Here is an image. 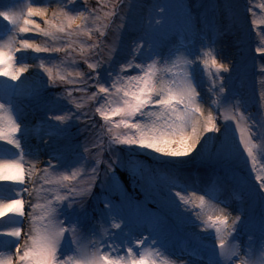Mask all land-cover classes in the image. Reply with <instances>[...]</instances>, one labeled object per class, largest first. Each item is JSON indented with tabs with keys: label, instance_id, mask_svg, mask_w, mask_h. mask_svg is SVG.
I'll list each match as a JSON object with an SVG mask.
<instances>
[{
	"label": "snow or ice",
	"instance_id": "6c2138e0",
	"mask_svg": "<svg viewBox=\"0 0 264 264\" xmlns=\"http://www.w3.org/2000/svg\"><path fill=\"white\" fill-rule=\"evenodd\" d=\"M53 4L57 7L49 19L47 9ZM122 4L125 0H98L99 6L91 8L88 0H43L44 6H28L26 12L0 10V18L7 22L11 33L7 44L0 45V77L15 82L27 70L23 66L15 67V52L21 49L48 54L36 57L41 61L39 67L46 73L48 83L77 86L65 89L69 100L74 99L72 92L75 90L94 102L91 115L87 112L78 114L71 109L64 114L51 115L49 119L58 122L53 134L67 138L77 121L91 119V124L85 123L83 131L91 134L92 143L86 142L83 151L95 148L98 150L96 156L109 154L106 180L100 183L101 191L107 193L103 200V219L86 227L93 217L84 197L91 195L96 187L99 164L103 161L88 165L86 187L72 183L78 175L84 174L83 168L61 170L51 163V158L40 170L34 187H23L26 180L32 181L37 176L35 162L39 160V154L25 147L19 116L15 115L18 109L14 97L22 91L20 85L5 82L0 90L3 96L0 144L10 147H5V155L0 156V182L16 186V195L0 201V219L8 216L13 221L11 227L0 231V237L4 238L0 241V264H171L167 258L160 259L164 255L165 240L179 231L185 218L193 227L214 238L208 264H222V261L237 264L233 258L240 256L238 246L229 243L227 237L244 228H258L262 245L258 253L250 247L245 257H240L239 264H264V167L258 168L254 133L248 123L250 115L246 116L238 104H230L224 97L227 85L220 74H230L232 66L218 59L220 54L215 50V41L207 45L201 43V50L196 54L187 47L183 52L173 47L167 54H162L157 47V32L142 35L134 42L132 59L120 64L119 71L113 67L110 58L107 63L102 59L91 60L86 52L98 56L102 45L99 41L91 44L86 41L92 39L94 32L103 37L109 24L113 23V17H118L120 27H124L120 14ZM249 4L252 6L247 11L253 17L255 7L264 12V3L255 5L249 0ZM105 8L109 10L103 11ZM169 9L180 13V32L190 44L202 40L206 31L219 30L223 34L225 13L221 20L201 17L194 14L184 0H175L167 8L160 7L159 11L164 14ZM34 17H40L44 26L36 23ZM155 23L161 25L164 21L160 18ZM258 23L264 21L252 20L254 28ZM29 32L44 37L45 42L22 38L16 47L17 36ZM259 35L264 43V30ZM60 53H64L62 59L56 55ZM256 53L262 58L259 71L264 73V47H257ZM74 54L82 59L78 61ZM140 57L144 58L138 59ZM80 63L87 64L91 73L81 72ZM197 63L202 64L211 80L209 90L216 96L207 110L193 83L195 77L191 69ZM69 65L75 67L68 70ZM75 107L79 110L83 105L77 102ZM220 116L225 123L218 126ZM228 121L235 124L238 143L232 144L228 138ZM208 133H219L215 139L224 138L213 153L217 160L227 161L234 155L246 154L250 173H255L256 184L252 190L260 203L258 218L253 216L246 224L241 215H236L229 224L223 208L216 214L205 212L208 205L205 194L197 195L191 187L175 182L163 190H154L151 175L145 178L147 187L139 186L142 192L148 193L143 199H133L123 193L117 168L125 169L134 159L135 150H145L157 163L194 159L208 150L209 141L213 139L206 136ZM123 152L128 153V160L118 155ZM56 159L59 160V156ZM86 163L87 157L82 161V164ZM25 192L32 197L28 211L24 208L22 194ZM115 194L120 196L118 201L111 198ZM26 216L29 226L21 244ZM216 246L219 253L215 251Z\"/></svg>",
	"mask_w": 264,
	"mask_h": 264
},
{
	"label": "rangeland",
	"instance_id": "374dc122",
	"mask_svg": "<svg viewBox=\"0 0 264 264\" xmlns=\"http://www.w3.org/2000/svg\"><path fill=\"white\" fill-rule=\"evenodd\" d=\"M145 1L146 0H125V4L121 5L122 11L120 13L123 16L124 27H120L121 20L118 17H113V23L109 24L103 37L94 32L92 39L86 41L89 44L95 43L96 41L101 43L102 47L99 49V55L97 56L87 52L86 55H90V59L93 61L102 59L105 63H107L110 58L113 67L119 71L120 64L132 59L134 42L137 41L140 36L153 32L159 34L157 47H159L161 43L176 37V41L172 44L174 46H171L170 49H165V51H163L164 54H167L173 47L176 49L187 47L194 53L193 44H190L189 41L181 35L180 24L178 22L180 13L175 9H169L164 14H161L159 11L160 7L167 8L168 5L175 3V0H153L150 5L144 6L143 4ZM110 2H114V0H110ZM184 2L190 6L194 14L207 17L214 21L221 20L222 13H225L226 15L222 20L227 21L229 28L235 31L232 37L238 40V42L235 40L237 42L236 47L238 51L236 53H231L230 63L228 64L232 66V71L230 74H220L225 77L224 82L227 85L224 97L227 98L230 104H237V97H241L244 91H247L248 95L252 97L253 109L250 113H246V116L250 115L248 123L252 125L251 130L254 133L253 143L256 145L254 152L257 155L258 168L264 167V155H262L264 154V113L260 107L261 89L259 84L261 80L259 69L262 66V58L256 53L257 47H264V43H262L261 36L259 35L261 30H264V23H258V26L255 28L252 25V20H256L257 22L264 21V15L260 13L259 7H255L253 10L256 12V15L253 17L247 11L248 7L252 6L249 4V0H184ZM159 3H162V5L157 6ZM252 4L259 5L260 0H252ZM222 5H229V7L222 8ZM88 6L91 8L98 7V0H88ZM56 7L57 5H55L54 10H56ZM108 10L107 8L103 9V11ZM160 18L163 19L164 23L157 25L155 21ZM170 18L171 23L169 22ZM77 23H79V21ZM220 36L219 30L206 31L202 41L207 45L212 41V38L215 39ZM238 38L241 39V42H239ZM44 42L45 39L39 41V43ZM48 42L50 43V41ZM47 55L46 53H40L41 57H46ZM56 55L61 59L64 57V53ZM74 55L78 61L82 59L78 54ZM143 58L144 57H140L138 59ZM40 62L41 61L37 59L34 64L37 71L36 86L37 90L40 89V95L44 92L45 96L44 102L42 99H39L36 105L39 104L47 109V119L54 113L64 114L69 109L74 112L78 111V114L87 112L91 115L94 112V102L85 99L84 93L73 90L72 96L74 99L69 100L66 97L65 89L71 90L77 86L69 84L52 85L48 83L46 73L39 67ZM221 62L225 63L222 59ZM73 67L75 66L69 65L68 70H72ZM79 70L85 74L91 73L87 64L84 63L79 64ZM191 71L195 77L193 83L197 86V91L202 93L201 97L203 93L205 94L209 91V95L212 96L211 100H215L216 96L209 90L211 88V80L203 71L202 64L197 63L193 66ZM218 85L219 81H217V87ZM89 91H94V89H90ZM58 97L59 99H57ZM204 99L205 98H203V100ZM40 101H42V103ZM77 102L83 105L79 110L75 107V103ZM204 104L208 106V103L205 101ZM213 114L216 115L217 113L214 112ZM49 120L54 122V124L58 123L57 121ZM95 120L99 121V117L95 116ZM91 122V119L86 122L77 121L76 125L70 130L67 138L57 137L55 135L54 137L57 142L54 147L51 148L50 157L51 163L61 170L70 169L75 171L83 168L84 174L78 175L76 180L72 181V183H75L78 187H86L88 185V165L97 160L103 161L99 164V180L96 182V187L92 189L91 195L84 197L86 200V207L93 217L86 227H90L93 223L103 219V200L107 193L101 191L100 183L106 180L105 168L107 166V160L109 159V154L107 152L103 153L102 157L96 156L95 153L98 150L95 148H91L89 152L83 151V146L86 142L89 145L92 143L91 134L83 131L85 123L91 124ZM224 123L223 117L220 116L217 120V125L221 126ZM227 125L229 140L232 144L238 143L239 133L235 129V124L232 121H228ZM77 129H79V131ZM206 136L213 137V139L209 141L208 150L201 156H195V159L191 163H188V167H186L188 168L187 170H180V164L178 162L157 163L153 158L148 156L145 150H135L134 159L129 161L127 167L123 170L117 168L116 174L118 180L121 182L123 193L133 199L137 197L143 199L148 193L142 192L139 186L144 184L145 187H147L145 178L149 175L152 177L154 190H163L172 186L173 182L176 183L178 180L177 177L181 173H186L187 171L189 173L193 169H196L199 173L194 172L195 176H203V171L206 170V172H210L217 176L221 181H226L229 187L235 190L236 195L232 200V208L235 216L241 215L246 224L253 216L258 218L260 203L252 190L253 186L256 184L254 179L255 173H250L251 165L246 160V154L243 156L234 155L227 161L217 160L213 153L224 138L215 139V137L219 136V133H208ZM86 137L88 138L87 141L85 139ZM107 139L108 137L105 135L104 140L107 141ZM118 155L128 160L127 152L118 153ZM57 156H59V160L56 159ZM85 157H87V163L82 164ZM180 182L181 181L176 184H180ZM105 188H107V184H105ZM111 198L118 201L120 196L119 194H115L112 195ZM229 224H231V222H229ZM196 230L197 228L193 227L188 219L185 218L179 231L165 240L163 249L164 255L161 256L160 259L167 258L171 261V264L173 261L177 262L178 258L181 256L178 249L187 248L192 252L202 255L204 260L208 262L209 255L215 243L206 242L204 238L209 237V240H212L213 237L208 236L206 233H197ZM227 240L229 243L238 246L240 256L233 258L237 261V264H239L240 257H245V253L250 247L258 253L262 245L258 228H244L236 235L228 236ZM215 251L219 253L218 246L215 247ZM222 264H230V262L222 261Z\"/></svg>",
	"mask_w": 264,
	"mask_h": 264
},
{
	"label": "bare ground",
	"instance_id": "6f19581e",
	"mask_svg": "<svg viewBox=\"0 0 264 264\" xmlns=\"http://www.w3.org/2000/svg\"><path fill=\"white\" fill-rule=\"evenodd\" d=\"M153 0H146L143 4L144 6L150 5ZM264 3V0H260V4ZM162 5V3L157 4V6ZM28 6H44L43 0H0V10H15L17 12L24 11ZM55 4L51 7H48V18H52V12L54 11ZM260 13L264 15V12L261 11ZM36 23H40L43 27V20L40 17L33 18ZM223 25V34L220 37L212 38V41H215V50L220 54L218 58L224 61L226 64L230 63L231 53H236L238 51L236 47V43L238 40L233 38L235 31L229 28V24L227 21L222 20ZM9 26L7 25L6 21H3L0 18V45H6L8 42L9 35L11 34L8 31ZM220 33V32H219ZM32 38L34 42L39 43V41H43L45 38L34 33L29 32L27 34H19L17 36L16 47H19V40L22 38ZM179 39V37H178ZM239 42H241V39ZM237 42H236V41ZM176 41V37L170 39L169 41H165L161 43L158 47V50L162 53L165 49H170L174 42ZM201 43L204 44V41L197 40L196 43L193 45L194 53H198L201 50ZM205 45V44H204ZM179 49V48H177ZM181 52L185 50V48L179 49ZM40 56V54L34 53L31 50H23L19 52H15L16 62L15 67L19 69L21 66L25 67L27 70L22 73L20 79L18 81H6L5 77H0V90L3 89L5 82L8 84H18L20 85L21 92L16 97H14V103L17 106V113L15 115L19 116V123L21 124V133L24 134L25 140L24 144L26 148H31L33 150L38 151L39 160L36 161V171L37 176H34L32 181H27L23 187L28 189H32L35 185V181L40 174V170L43 169L46 164L48 163L51 157V148L54 147L57 140L54 137V122L50 121L46 118L47 109L43 108L41 105H36L39 99H42L44 102V92H42V96L40 95L39 90H37L36 86V74L37 71L34 67L35 61L37 60L36 57ZM261 73V72H260ZM260 107L264 113V73H261V80H260ZM202 94V93H200ZM241 97H237V104L239 105L240 111L243 112L245 115L246 113H250L253 109V101L252 97L248 95L247 91L242 93ZM204 101L208 103L203 104L205 110L208 109L209 105L212 103L211 97L209 95V91L207 93H203L202 95ZM42 101H40L42 103ZM0 102H3V96L0 95ZM5 146L0 144V156L5 155ZM197 158V157H196ZM195 159V158H194ZM194 159L184 158L182 161H179V169L187 170L188 163H191ZM27 167V165H26ZM196 169H193L191 172L188 173H181L177 177L176 183L180 182V185L189 186L195 190L196 194H205V199L208 201V205L205 208V212L208 214H216L219 208L224 209V214L229 217V222L232 221V218L235 217L234 210L232 208L233 198H235L236 192L235 190L231 189L226 181H221L217 176L210 172L203 171V176L196 175ZM200 176V177H197ZM15 187L10 185L8 182H0V201H7L10 198L16 195ZM24 198V208L26 211L29 210L28 203L32 200V197L28 195L27 192L23 193ZM195 211L199 212L200 209H196ZM199 223V221H197ZM13 221L8 217L5 216L4 218L0 219V231L5 230L11 227ZM29 220L27 216L24 219V227L21 232L20 243H24L25 234L28 230ZM197 233H205L202 232L199 228H197ZM207 234V233H206ZM237 233L233 234L236 235ZM4 238L0 237V241ZM206 242H211L212 244L215 243L214 238L209 240V237L204 238ZM171 247V246H170ZM167 250V249H166ZM14 252V250L12 249ZM181 256L178 258L177 262L173 261L172 264H208L207 261L204 260L202 255L196 252H192L187 248H179Z\"/></svg>",
	"mask_w": 264,
	"mask_h": 264
}]
</instances>
